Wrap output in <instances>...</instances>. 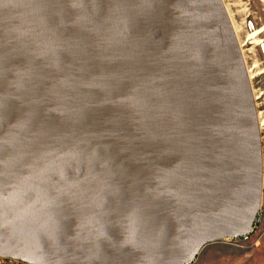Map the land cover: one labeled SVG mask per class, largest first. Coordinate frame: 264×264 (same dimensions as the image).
<instances>
[{
    "label": "water",
    "instance_id": "95a60500",
    "mask_svg": "<svg viewBox=\"0 0 264 264\" xmlns=\"http://www.w3.org/2000/svg\"><path fill=\"white\" fill-rule=\"evenodd\" d=\"M262 185L222 0H0V258L191 264Z\"/></svg>",
    "mask_w": 264,
    "mask_h": 264
},
{
    "label": "rangeland",
    "instance_id": "374dc122",
    "mask_svg": "<svg viewBox=\"0 0 264 264\" xmlns=\"http://www.w3.org/2000/svg\"><path fill=\"white\" fill-rule=\"evenodd\" d=\"M222 2L232 24L240 30L237 41L239 45H243L241 53L246 69L252 70L253 79L250 80V85L254 101L255 97H258L255 107L257 115L259 114L264 122V0H222ZM259 30L262 32L256 38L248 40L249 34ZM260 131L263 170L261 201L264 204V126ZM0 264L24 263L0 258ZM191 264H264V214L260 221L254 224L253 232L249 236L210 244Z\"/></svg>",
    "mask_w": 264,
    "mask_h": 264
},
{
    "label": "bare ground",
    "instance_id": "6f19581e",
    "mask_svg": "<svg viewBox=\"0 0 264 264\" xmlns=\"http://www.w3.org/2000/svg\"><path fill=\"white\" fill-rule=\"evenodd\" d=\"M225 7V6H224ZM225 10H226V12H227V9L225 8ZM230 20V19H229ZM230 22H231V25H232V27H233V31H234V34H235V37H236V39L239 37V31L240 30H238L235 26H234V24H232L233 22L230 20ZM262 32V30H259V31H256V32H254V33H252V34H249V37L247 36V38H248V40H253L254 38H256V36H258L260 33ZM239 47H240V50H241V47H243V45L242 44H240L239 45ZM247 74H248V76H249V80H252L253 79V74H252V70L251 69H249V68H247ZM258 76V75H257ZM256 78V77H255ZM261 95V94H260ZM258 100V97H255V101H257ZM257 105V104H256ZM261 106V105H260ZM262 119V118H261ZM260 119V116H259V114H258V120H259V128H260V130L262 129V127L264 126V122L262 121ZM261 132V131H260Z\"/></svg>",
    "mask_w": 264,
    "mask_h": 264
},
{
    "label": "built area",
    "instance_id": "2783aa9c",
    "mask_svg": "<svg viewBox=\"0 0 264 264\" xmlns=\"http://www.w3.org/2000/svg\"><path fill=\"white\" fill-rule=\"evenodd\" d=\"M263 214H264V204L261 201L260 206H259V210H258V213H257V216H256L255 224L260 221V219L263 216Z\"/></svg>",
    "mask_w": 264,
    "mask_h": 264
}]
</instances>
